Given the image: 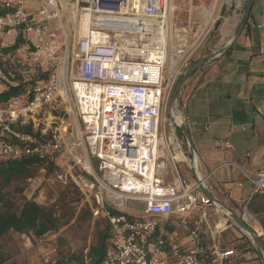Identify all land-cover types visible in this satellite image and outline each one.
Segmentation results:
<instances>
[{"label":"built area","instance_id":"obj_1","mask_svg":"<svg viewBox=\"0 0 264 264\" xmlns=\"http://www.w3.org/2000/svg\"><path fill=\"white\" fill-rule=\"evenodd\" d=\"M76 5L72 35L62 0H0V48L6 34L21 30L32 42L26 56L11 58L18 75L31 83L32 96L0 103V157L68 158L65 177L91 200L93 217L110 226L101 264H230L236 250L215 238L222 228L212 231L211 245L199 237L207 207H218L201 188L211 191L208 176L190 180L175 172L166 179L169 163L190 161L179 122L165 116L172 0H76ZM193 53L190 48L183 54L176 76ZM176 110L186 122L181 106ZM29 121L39 134L13 127ZM219 145L233 148L230 140ZM225 165L237 167L253 185L241 217L264 251V224L249 208L255 193L264 194V166L252 177L237 163ZM195 210L201 214L190 227Z\"/></svg>","mask_w":264,"mask_h":264},{"label":"crops","instance_id":"obj_2","mask_svg":"<svg viewBox=\"0 0 264 264\" xmlns=\"http://www.w3.org/2000/svg\"><path fill=\"white\" fill-rule=\"evenodd\" d=\"M173 4L176 8L186 4L193 17L204 25L206 33L195 51L201 50L208 37H214V34L210 35L212 31L218 33L216 43L221 40V45L215 44L202 57L214 56L225 47L235 35L242 18V9L237 5L239 0L231 7L222 8L220 5L215 19L212 18L213 12L209 14L208 9L204 10L203 5L199 6L194 0H180ZM217 20L221 23L216 29ZM263 38L264 7L257 8L254 1L239 38L191 73L180 91V106L194 152L188 144L190 161L182 159L177 165L169 163L166 179H172L175 172L190 180L208 176L207 184L211 186L208 195L218 207H207V219L200 226L199 237L207 245L213 243L212 231L216 226L222 228L221 233L215 235L220 241L219 237L231 226L229 210L241 212L253 191V185L237 167L225 164L237 163L252 177H256L264 166V56L260 54ZM221 139L230 140L233 148L223 152L219 145ZM200 214L199 210L194 211L190 227ZM183 241H189L187 232H184Z\"/></svg>","mask_w":264,"mask_h":264},{"label":"rangeland","instance_id":"obj_3","mask_svg":"<svg viewBox=\"0 0 264 264\" xmlns=\"http://www.w3.org/2000/svg\"><path fill=\"white\" fill-rule=\"evenodd\" d=\"M64 4V13L66 15L67 30L72 31L73 35V3L76 0H62ZM180 0H172V9L170 13V59L167 66V75L165 80V92L166 98L168 99L165 116L167 118L171 117L170 113V99L174 86L180 75L176 76V66L181 60L183 54L188 49H193V54L191 56L190 64L202 58V55L209 51V48H214V45H221L222 41L216 43L217 32L210 33L214 34V37H208L201 48V50L195 51L197 44L200 42V38L206 33L204 30V25L201 23L200 19L193 17L189 9H187L186 4L180 8H176L173 3L177 4ZM199 6L203 5V9L209 10V14L212 12V18L218 16L217 10H219L220 5L222 8L225 6H234L238 3V0H194ZM257 8L264 7V0H254ZM246 3V0H239L240 8L242 9ZM207 7V8H205ZM207 10V11H208ZM191 14V15H190ZM191 16V17H189ZM193 17V19H192ZM55 23V20H54ZM224 28V27H223ZM214 30H216L214 28ZM216 35V36H215ZM16 34L13 32L11 34H6L4 36L5 46L12 44L15 40ZM32 37V36H31ZM33 38V37H32ZM224 41V40H223ZM180 47V48H179ZM183 49L182 53L177 54V49ZM179 53V52H178ZM25 51L20 49L15 55H23ZM19 65L13 64V73L17 77ZM7 81V79H4ZM3 86L0 85V90ZM177 105L180 106V94L177 101ZM186 123V122H185ZM224 139H221L223 141ZM70 141H74L70 138ZM223 152H227L224 150ZM45 168V167H44ZM39 170L37 175L34 177L33 182L27 181L24 185V190L22 194L18 195V198L25 197L28 200L36 199L37 202L43 205H56L59 213H65L67 217H71L68 224L63 226L59 231L50 233L47 236L35 239L30 234H20L16 232H11L6 238L4 247L10 253L12 260L18 264H44L46 259L56 260L63 258L67 254L77 253L84 255L87 253L89 247L96 240V218L89 215H82L80 211L91 204L84 194L70 182L69 178L65 176L68 174L70 169L69 160L66 156H58L56 161L55 170L51 174ZM66 197L62 201V197ZM134 204L127 205L129 208ZM244 205V204H243ZM125 207V208H127ZM243 207V206H242ZM242 212V209H241ZM241 212L237 214L241 216ZM134 215H141L138 211H133ZM264 216V213L261 214ZM231 226L226 229L222 235L219 237L223 244V247H233L238 243H244V246L237 250L238 256L233 261L232 264H264V257L258 252L257 247L251 242L248 235L245 234L241 228L238 226L236 221L229 217ZM101 220H104L101 218ZM105 221V222H104ZM102 221L101 224L105 225L106 220ZM3 241V242H4ZM250 241V242H249ZM245 250H248L244 253ZM75 264V263H69Z\"/></svg>","mask_w":264,"mask_h":264},{"label":"trees","instance_id":"obj_4","mask_svg":"<svg viewBox=\"0 0 264 264\" xmlns=\"http://www.w3.org/2000/svg\"><path fill=\"white\" fill-rule=\"evenodd\" d=\"M1 14H4L2 9H0ZM220 23L221 20H217L216 29ZM28 46L31 49L32 42L21 30L16 34L12 44L0 48V85L3 86V89L0 90V103L3 106L14 97L32 96V90L29 92V84L31 83L23 81L16 74L12 76L14 73L12 71L13 63H11V58H23L26 56V47ZM20 49L25 51V54L15 55ZM46 77V74H43L37 79L42 81ZM4 79H7V81ZM13 127L25 133L39 134L40 131V128L35 129L31 121L25 125H21L18 122L13 124ZM180 134H182L181 131ZM57 159L58 156L54 160H49L39 155L25 156L20 159L0 157V264H18L12 260L10 253L4 247V240L11 232L27 233L35 239H40L50 233L59 231L71 220L72 216L67 217L65 213H59L55 204L43 205L37 202L36 199L18 198V195L22 194L28 179L34 178L42 167L46 168L47 174H51L55 170ZM65 198V196L62 197V201ZM249 208L254 214L258 215L264 224V216L261 215L264 213V194L255 193L250 200ZM80 214L92 216L91 207L88 206L82 209ZM97 219L96 240L89 247L86 254L70 253L63 258L49 260L44 264H101L110 243L111 233L107 221L103 225L101 223L105 219ZM243 246L244 243H238L232 247L236 250V253L232 257L230 264L237 258V250ZM244 251L246 253L248 250L244 249Z\"/></svg>","mask_w":264,"mask_h":264},{"label":"water","instance_id":"obj_5","mask_svg":"<svg viewBox=\"0 0 264 264\" xmlns=\"http://www.w3.org/2000/svg\"><path fill=\"white\" fill-rule=\"evenodd\" d=\"M253 5H254V0H246V3L244 5V7L242 8V18H241V20H240V22L238 24L237 31H236L235 35L231 38V40L228 42V44L225 47L219 49L214 56H204V57L200 58L199 60L193 62L192 64H190L180 74V76H179V78H178V80H177V82H176V84L174 86V89H173V92H172V96H171V99H170V104H169L170 113H171L170 119L173 120V118H172V109H173V107L176 108V106H177V101H178V98H179V94H180L181 88H182L185 80L188 78V76L191 73H193L195 70L201 68L202 66L206 65L208 62L213 60L214 57H216L218 54L224 52L226 50V48H228L232 43H234L239 38V36L243 32V30H244V28L246 26V23H247V21L249 19L250 13H251L252 8H253ZM173 121H175V120H173ZM178 128L182 132L184 137L186 138V140H187V142L189 144L190 150L192 152H194V145H193V142H192L190 131H189L186 123L184 121L179 122L178 123ZM201 188L207 194L209 193L204 186H201ZM229 211H230V214H229L230 217H232L236 221L238 226L241 228V230L245 234L248 235V237L251 240V242L257 247L258 252L261 254V256L264 257L263 246H262L259 238L256 236V234L252 230V228L243 220V218L240 215H238L235 212H232L231 210H229Z\"/></svg>","mask_w":264,"mask_h":264},{"label":"bare ground","instance_id":"obj_6","mask_svg":"<svg viewBox=\"0 0 264 264\" xmlns=\"http://www.w3.org/2000/svg\"><path fill=\"white\" fill-rule=\"evenodd\" d=\"M73 8H74V11L77 10V5L75 2L73 3ZM82 25H83V30H86L87 29V27H86L87 23H86V19H85L84 15L82 17ZM172 118H173V120H175L177 122H180V120H181V115L179 114V112L176 110L175 107H173V109H172Z\"/></svg>","mask_w":264,"mask_h":264}]
</instances>
